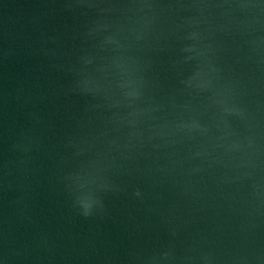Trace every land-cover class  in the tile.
I'll use <instances>...</instances> for the list:
<instances>
[{"label":"water","instance_id":"water-1","mask_svg":"<svg viewBox=\"0 0 264 264\" xmlns=\"http://www.w3.org/2000/svg\"><path fill=\"white\" fill-rule=\"evenodd\" d=\"M0 264H264V0H0Z\"/></svg>","mask_w":264,"mask_h":264}]
</instances>
